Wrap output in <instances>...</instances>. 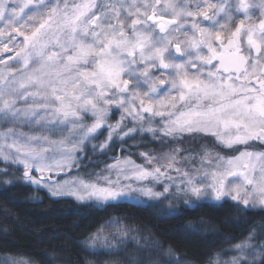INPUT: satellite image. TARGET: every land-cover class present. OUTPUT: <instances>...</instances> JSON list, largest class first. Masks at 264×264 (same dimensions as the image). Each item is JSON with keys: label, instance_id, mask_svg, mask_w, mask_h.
Here are the masks:
<instances>
[{"label": "snow or ice", "instance_id": "1", "mask_svg": "<svg viewBox=\"0 0 264 264\" xmlns=\"http://www.w3.org/2000/svg\"><path fill=\"white\" fill-rule=\"evenodd\" d=\"M4 124L0 185L44 188L97 208H155L171 198L158 209L162 217L230 204L261 219L221 250L237 253L223 264H264V150H257L264 149V0H0ZM137 133L141 143L125 148ZM145 133L177 146L140 152L143 164L116 156L95 180L52 178L98 165L93 157L117 144L121 153L140 147ZM186 137H211L213 146L194 153L179 146ZM184 229L200 231L191 222ZM140 231L119 227L118 240L102 228L90 232L80 247L95 258L81 264H157L151 255L162 242L149 244ZM130 245L135 252L121 255ZM167 252L173 256L171 246ZM208 257L221 264L220 253Z\"/></svg>", "mask_w": 264, "mask_h": 264}, {"label": "trees", "instance_id": "2", "mask_svg": "<svg viewBox=\"0 0 264 264\" xmlns=\"http://www.w3.org/2000/svg\"><path fill=\"white\" fill-rule=\"evenodd\" d=\"M153 144L144 141L142 146L129 149H149ZM128 145L133 144L124 146ZM115 150L114 147L109 153L115 154ZM93 167L94 164L79 171ZM166 206L161 202L155 208L123 204L97 208L69 197H51L44 189L33 186L0 185V229L9 230L8 235L0 230V264H5L7 256L27 260L28 264H81L84 259H94L81 249L80 242L111 217H119L128 227H138L140 236L150 238L149 244L152 240L162 242V247L154 246L151 255L157 264H169V261L177 264L176 255L181 257L180 264L185 259L207 264L209 253H220V260L223 259L228 251L221 250L231 248L242 238V233L247 235L244 230L249 224L261 219L260 213H237L230 204L203 205L188 209L180 216L162 217L158 209ZM188 222L196 225L200 230L198 234L184 229ZM169 246L173 249L171 257L167 252ZM135 250V246L130 245L121 255ZM117 258L100 257L102 261Z\"/></svg>", "mask_w": 264, "mask_h": 264}, {"label": "rangeland", "instance_id": "3", "mask_svg": "<svg viewBox=\"0 0 264 264\" xmlns=\"http://www.w3.org/2000/svg\"><path fill=\"white\" fill-rule=\"evenodd\" d=\"M118 117H119V112H117L115 116L111 117L110 122H115V120L118 119ZM8 126H9L8 124H4V125H2L0 127L7 128ZM155 126L158 127L159 124L157 123V125H155ZM128 127H132L131 122H129ZM21 130L24 131V132H29L30 131L28 126H24ZM157 135H159V134H157ZM52 138L53 139H58L60 137H59V135H57V136H53ZM100 139H103V137H101ZM141 140H142L141 134L137 133V134L134 135V138L133 139H129L127 141V143H129V144H137V143H141ZM151 140H152L151 134H148V133L143 134V142L144 141L145 142H149ZM193 140H195L196 142L194 143ZM92 143H98V141L90 142L89 143V149L91 148V144ZM150 143H154V144H153V147H150L149 149H140V148L137 149V150L128 149V151L123 152V153H121V151H120V145L117 144L115 146V148H116V150H115L116 153L115 154H110L108 152V154L106 156L102 157V158L101 157H98L97 159L93 158L94 160L102 161L98 165L94 164L93 168H89L86 171H77L76 169H72L71 170V176H67V175H64V174L56 176L55 174H53L52 178L58 180L59 182H63L64 180L71 179L73 177H82L85 180H89V179L95 180L96 179L95 173L100 172L101 169H103L106 164L113 163L114 162V157H116V156H130L131 159L134 160L137 164H143L144 161L139 156L140 152H149L150 151L153 155H160V154H162L164 152H167L171 147L177 146V145H173V144H168L167 142H165L163 145H161L158 142H150ZM203 144H208L211 147V146H213V139L211 137H208V138H205V139H201L200 137H195V138L186 137L179 144V146L183 147L185 149L192 150L195 153L199 149V146L203 145ZM124 147L127 148V146H124ZM257 150H264V149L257 148ZM215 151L220 152V154L224 155V156H234L236 154L235 152H225V151L221 150L220 148H215ZM2 166L3 165H0V167H2ZM86 173H91V176L86 175ZM107 174L108 173H106V172H102L101 173V175H107ZM112 178L115 179V173H112ZM33 187L36 188L35 186H33ZM41 189H44V188H41ZM44 190L47 192V194L49 196H51L48 193L47 189H44ZM156 191H162V189L158 187V188H156ZM65 197H68V196H65ZM69 198H72L73 200H75L73 197H69ZM75 201H77V200H75ZM77 202L78 203H82V204H89L91 206L96 203L95 201H84V202L77 201ZM161 202H163V204L168 206L169 203L171 202V198L166 199V200H162ZM114 218H116V217H114ZM114 218L111 217L110 220H108L105 223H103L98 229L102 228L103 232L105 234H108L110 236V238L118 240L119 237L116 235L117 228H119V227H128V226L125 225L120 219H118L115 223H111V221H113ZM117 218H119V217H117ZM130 235H133V233H130ZM234 255H237V253H235L233 251H228L227 254L224 255L225 257L220 260L221 264H223V261L230 259ZM151 260L153 261L154 258L151 257Z\"/></svg>", "mask_w": 264, "mask_h": 264}]
</instances>
